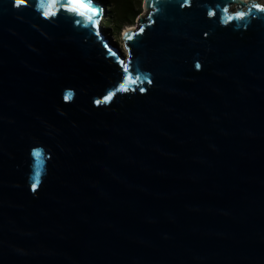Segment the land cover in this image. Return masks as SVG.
I'll return each instance as SVG.
<instances>
[{
	"label": "water",
	"instance_id": "1",
	"mask_svg": "<svg viewBox=\"0 0 264 264\" xmlns=\"http://www.w3.org/2000/svg\"><path fill=\"white\" fill-rule=\"evenodd\" d=\"M253 3L143 0L124 53L98 0H0V264H264Z\"/></svg>",
	"mask_w": 264,
	"mask_h": 264
},
{
	"label": "snow or ice",
	"instance_id": "2",
	"mask_svg": "<svg viewBox=\"0 0 264 264\" xmlns=\"http://www.w3.org/2000/svg\"><path fill=\"white\" fill-rule=\"evenodd\" d=\"M15 3L17 6L24 5L27 3V0H15ZM189 0H184V4H188ZM59 5V7L63 8L65 11L69 13H74L77 16L83 17L85 20L90 21L93 28L96 27V21L93 19L97 15V10L94 6L91 4V0H40V7L42 8V14L47 18L51 16L56 15V11H54V8ZM252 8H254L257 12L264 13V5L259 3H253ZM226 11V9H225ZM214 13L210 10L208 11V16H212ZM248 13H245L243 11L235 12L234 15H229L227 17L228 20L237 19L242 20ZM126 35V34H125ZM199 67V65H197ZM125 80H127V77H125ZM118 91H124L125 88L121 87L117 89ZM143 91V89H141ZM113 93L109 92L107 96L104 97V99L107 101ZM68 93H65V99L68 98ZM38 153L36 150H33V155H37ZM37 177H33L32 179V187L35 189Z\"/></svg>",
	"mask_w": 264,
	"mask_h": 264
},
{
	"label": "trees",
	"instance_id": "3",
	"mask_svg": "<svg viewBox=\"0 0 264 264\" xmlns=\"http://www.w3.org/2000/svg\"><path fill=\"white\" fill-rule=\"evenodd\" d=\"M109 7L107 21H110L117 29L123 23H132L140 11L141 0H98Z\"/></svg>",
	"mask_w": 264,
	"mask_h": 264
},
{
	"label": "rangeland",
	"instance_id": "4",
	"mask_svg": "<svg viewBox=\"0 0 264 264\" xmlns=\"http://www.w3.org/2000/svg\"><path fill=\"white\" fill-rule=\"evenodd\" d=\"M262 5H264V0H261L259 1ZM101 4L103 5V9H104V14L100 20V25H101V28H102V31L104 32V35L108 38L109 42L114 45V46H117L120 50H122L124 53L126 52L125 51V48L123 46V41H122V32L127 29L128 27L130 26H133L134 28L137 26V23H136V18L133 20L132 23H123L120 25V28H119V32L116 33L115 31L117 30L113 24L110 22V21H107V13L109 12V7L104 3V2H101ZM143 0H141V6H140V13L145 15L146 14V11L143 9Z\"/></svg>",
	"mask_w": 264,
	"mask_h": 264
},
{
	"label": "bare ground",
	"instance_id": "5",
	"mask_svg": "<svg viewBox=\"0 0 264 264\" xmlns=\"http://www.w3.org/2000/svg\"><path fill=\"white\" fill-rule=\"evenodd\" d=\"M245 1H248V0H244V2ZM252 1H256V3H259V4H261L259 1H261V0H252ZM134 27L133 26H130V27H128L127 29H133ZM126 30V29H125Z\"/></svg>",
	"mask_w": 264,
	"mask_h": 264
}]
</instances>
